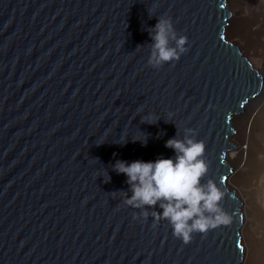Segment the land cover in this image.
<instances>
[{
    "label": "water",
    "instance_id": "95a60500",
    "mask_svg": "<svg viewBox=\"0 0 264 264\" xmlns=\"http://www.w3.org/2000/svg\"><path fill=\"white\" fill-rule=\"evenodd\" d=\"M159 18L187 50L154 69ZM229 18L226 0H0V264L241 263L225 156L260 78L225 40ZM187 128L205 144L201 183L225 193L232 222L184 245L158 205L124 203L131 189L112 165L174 157L165 142ZM142 133L146 146L133 142Z\"/></svg>",
    "mask_w": 264,
    "mask_h": 264
},
{
    "label": "clouds",
    "instance_id": "9594fccd",
    "mask_svg": "<svg viewBox=\"0 0 264 264\" xmlns=\"http://www.w3.org/2000/svg\"><path fill=\"white\" fill-rule=\"evenodd\" d=\"M149 33L153 52L148 63L154 69L161 68L166 62L178 61L187 50V37L175 36L170 19L159 18ZM169 38L175 40L174 48L168 46ZM158 120L154 113L142 116V121L148 124H155ZM185 132L184 140L173 137L165 142V148L171 149L174 157L160 155L148 161L117 160L112 168L126 177L125 183L131 189L132 195L124 203L133 208L158 205L162 212H153V215L167 220L173 236L187 245L192 233H206L219 225H228L232 218L219 206L225 193L212 180L201 183L208 172V163L203 158L205 144L190 138L195 136L193 129L187 128ZM142 134L143 141L136 139L133 142L146 146L148 136ZM109 180L107 175L105 182ZM148 215L144 211L139 216L146 220Z\"/></svg>",
    "mask_w": 264,
    "mask_h": 264
},
{
    "label": "bare ground",
    "instance_id": "6f19581e",
    "mask_svg": "<svg viewBox=\"0 0 264 264\" xmlns=\"http://www.w3.org/2000/svg\"><path fill=\"white\" fill-rule=\"evenodd\" d=\"M224 37L237 46L260 78L258 91L232 118L233 144L225 156L232 173L226 184L240 201V264H264V0H226Z\"/></svg>",
    "mask_w": 264,
    "mask_h": 264
},
{
    "label": "snow or ice",
    "instance_id": "6c2138e0",
    "mask_svg": "<svg viewBox=\"0 0 264 264\" xmlns=\"http://www.w3.org/2000/svg\"><path fill=\"white\" fill-rule=\"evenodd\" d=\"M223 7V5H221ZM225 180L227 179L226 177L224 178Z\"/></svg>",
    "mask_w": 264,
    "mask_h": 264
}]
</instances>
